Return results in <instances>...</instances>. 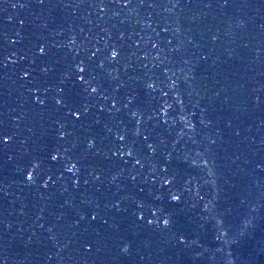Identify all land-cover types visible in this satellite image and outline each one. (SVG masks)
Instances as JSON below:
<instances>
[{
  "label": "water",
  "instance_id": "water-1",
  "mask_svg": "<svg viewBox=\"0 0 264 264\" xmlns=\"http://www.w3.org/2000/svg\"><path fill=\"white\" fill-rule=\"evenodd\" d=\"M0 137V264H264V0H0Z\"/></svg>",
  "mask_w": 264,
  "mask_h": 264
},
{
  "label": "snow or ice",
  "instance_id": "snow-or-ice-1",
  "mask_svg": "<svg viewBox=\"0 0 264 264\" xmlns=\"http://www.w3.org/2000/svg\"><path fill=\"white\" fill-rule=\"evenodd\" d=\"M38 2H39L41 5H43V4L45 3V0H38ZM225 2L227 3V0H225ZM125 6H127V5H125ZM40 54H41V55H44V54H45V49L42 48V47L40 48ZM115 55H116V53H113V57H115ZM44 71L47 72L48 69L46 68V69H44ZM80 71L83 72L84 69L81 68ZM93 91H95V89H93ZM59 102H60V101H57V103H59ZM78 118H79V117H77V119H78ZM0 143L7 144V143H8V140L5 139L4 137H0ZM129 155H131V153H129ZM56 158H57V157H55V156L53 157V159H56ZM73 167H75V166L73 165ZM27 179H28L29 181H31V180L33 179L32 175H31V174H28V175H27ZM97 179H99V177H97ZM77 183H78V181H77ZM43 187L47 188L48 185H47V184H44ZM114 206H115V207H118V205H114ZM92 219L95 220L96 217L93 216ZM141 219H142V217H141ZM104 223L107 224L108 221L105 220ZM87 250L90 252L92 249L89 247V248H87ZM128 251H129V249H128L127 247H124V248H123V252H124V253H128Z\"/></svg>",
  "mask_w": 264,
  "mask_h": 264
}]
</instances>
